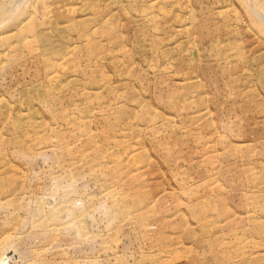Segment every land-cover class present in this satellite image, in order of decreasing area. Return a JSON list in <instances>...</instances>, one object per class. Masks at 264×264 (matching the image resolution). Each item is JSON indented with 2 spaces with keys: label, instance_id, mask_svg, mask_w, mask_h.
<instances>
[{
  "label": "rangeland",
  "instance_id": "374dc122",
  "mask_svg": "<svg viewBox=\"0 0 264 264\" xmlns=\"http://www.w3.org/2000/svg\"><path fill=\"white\" fill-rule=\"evenodd\" d=\"M0 7V264H264V0Z\"/></svg>",
  "mask_w": 264,
  "mask_h": 264
},
{
  "label": "bare ground",
  "instance_id": "6f19581e",
  "mask_svg": "<svg viewBox=\"0 0 264 264\" xmlns=\"http://www.w3.org/2000/svg\"><path fill=\"white\" fill-rule=\"evenodd\" d=\"M2 8L3 7H0V16L2 15V18L5 19L7 11H3ZM161 9H164V8H161ZM31 25H33V24H31ZM23 33H25V32H23ZM2 44H3V46H2ZM11 45L12 44L5 42L3 39H0V58H4L6 55H9L14 51V50H11V48H12Z\"/></svg>",
  "mask_w": 264,
  "mask_h": 264
}]
</instances>
